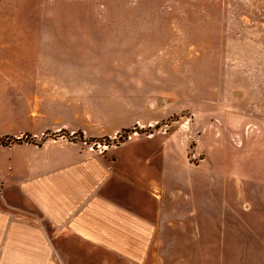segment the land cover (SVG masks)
<instances>
[{
    "label": "rangeland",
    "instance_id": "obj_1",
    "mask_svg": "<svg viewBox=\"0 0 264 264\" xmlns=\"http://www.w3.org/2000/svg\"><path fill=\"white\" fill-rule=\"evenodd\" d=\"M17 138L120 153L154 230L110 264H264V0H0Z\"/></svg>",
    "mask_w": 264,
    "mask_h": 264
},
{
    "label": "crops",
    "instance_id": "obj_2",
    "mask_svg": "<svg viewBox=\"0 0 264 264\" xmlns=\"http://www.w3.org/2000/svg\"><path fill=\"white\" fill-rule=\"evenodd\" d=\"M21 139L0 144V264H110L135 253L126 240L153 236L147 216L120 202V183L134 182L120 173V153Z\"/></svg>",
    "mask_w": 264,
    "mask_h": 264
},
{
    "label": "trees",
    "instance_id": "obj_3",
    "mask_svg": "<svg viewBox=\"0 0 264 264\" xmlns=\"http://www.w3.org/2000/svg\"><path fill=\"white\" fill-rule=\"evenodd\" d=\"M17 142H20V140H16V143H17ZM2 145H3V144H2ZM4 145H5V144H4ZM6 145H8V144H6Z\"/></svg>",
    "mask_w": 264,
    "mask_h": 264
}]
</instances>
